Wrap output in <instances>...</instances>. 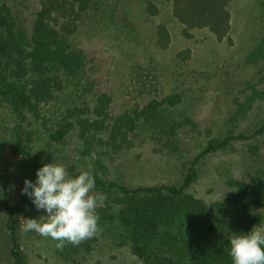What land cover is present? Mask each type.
<instances>
[{"label": "trees", "instance_id": "trees-1", "mask_svg": "<svg viewBox=\"0 0 264 264\" xmlns=\"http://www.w3.org/2000/svg\"><path fill=\"white\" fill-rule=\"evenodd\" d=\"M228 1L173 0V9L185 25H207L221 36L228 20ZM95 2L0 0V103L13 116L12 126L3 127L6 133L0 154V217L4 215L0 224V264H25L16 224L18 201L10 176L16 167L24 181L26 177L30 180V175L36 179L37 169L44 165L35 147L40 129L45 131L40 135L53 145L76 134L84 154L97 147L108 153L129 145L137 129L161 131L159 109L162 105H177L182 99V94L176 93L152 100L141 110L118 115L109 124L111 98L103 92L94 93L87 55L71 39L84 13ZM260 3L264 5V0ZM249 57L252 61L264 58V31ZM69 84H75L83 100L61 106L58 97ZM249 88L251 95L237 102L227 123V134L205 144L191 160L180 184L130 186L111 179L105 166L96 164L91 169L95 189L107 197L99 223L102 232L79 246H69L60 264H91L87 254L111 232L118 234L145 264H232L228 255L232 234H247L254 227L264 226V167L230 179V194L211 205L191 193L190 187L200 177L201 160L226 149L233 140L255 138L254 151L264 150V124L251 135L235 132L230 124L238 123L255 102L264 100V89ZM106 131L104 139L101 134ZM80 172L69 170L71 176Z\"/></svg>", "mask_w": 264, "mask_h": 264}, {"label": "rangeland", "instance_id": "rangeland-1", "mask_svg": "<svg viewBox=\"0 0 264 264\" xmlns=\"http://www.w3.org/2000/svg\"><path fill=\"white\" fill-rule=\"evenodd\" d=\"M263 8L260 0H229L227 24L219 36L207 25L190 27L177 19L173 0H96L71 39L87 55L94 93L103 92L111 98L109 124L118 115L141 110L152 100L176 93H181L182 99L177 105L159 109L161 131L137 129L129 145L108 153L97 147L84 154L76 134L53 145L41 136L45 132L42 128L36 133L35 147L43 164H62L69 172L72 168L91 170L100 162L107 176L130 186L180 184L191 160L205 144L227 134L237 102L251 95L249 86L264 89V58L252 61L249 57L263 35ZM82 100L75 84H69L58 97L61 106L80 104ZM12 122V113L0 103V154L4 129ZM230 124L235 132L253 134L264 124V100L255 102L238 123ZM107 133L101 136L105 139ZM254 141L235 139L226 149L206 156L190 192L208 205L228 196L230 179L264 167V150L255 152ZM11 171L25 264L62 263L70 245L60 251L51 239L21 232L24 219H39L46 212L38 211L27 195L20 193L24 184L21 170L14 167ZM28 178L36 180L33 175ZM105 208L106 203L97 209L99 223ZM258 229L264 230V226ZM86 257L91 264H145L113 232L102 236Z\"/></svg>", "mask_w": 264, "mask_h": 264}, {"label": "clouds", "instance_id": "clouds-1", "mask_svg": "<svg viewBox=\"0 0 264 264\" xmlns=\"http://www.w3.org/2000/svg\"><path fill=\"white\" fill-rule=\"evenodd\" d=\"M95 188V176L90 169L71 176L62 164H44L37 169L35 182L25 179L21 194L27 195L35 208L46 215L24 219L21 232H35L51 239L60 251L98 237L102 229L97 209L107 197ZM229 245L232 264H264V230L254 227L247 234L233 233Z\"/></svg>", "mask_w": 264, "mask_h": 264}]
</instances>
